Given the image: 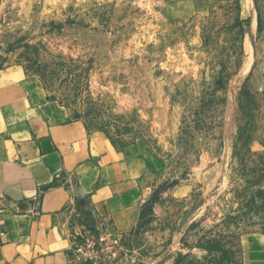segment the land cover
Masks as SVG:
<instances>
[{"label":"rangeland","instance_id":"rangeland-1","mask_svg":"<svg viewBox=\"0 0 264 264\" xmlns=\"http://www.w3.org/2000/svg\"><path fill=\"white\" fill-rule=\"evenodd\" d=\"M148 161L127 264H264V0H0V72Z\"/></svg>","mask_w":264,"mask_h":264},{"label":"crops","instance_id":"crops-1","mask_svg":"<svg viewBox=\"0 0 264 264\" xmlns=\"http://www.w3.org/2000/svg\"><path fill=\"white\" fill-rule=\"evenodd\" d=\"M129 152L71 119L22 69L0 72V264H78L70 247L105 218L128 234L148 169Z\"/></svg>","mask_w":264,"mask_h":264},{"label":"built area","instance_id":"built-area-1","mask_svg":"<svg viewBox=\"0 0 264 264\" xmlns=\"http://www.w3.org/2000/svg\"><path fill=\"white\" fill-rule=\"evenodd\" d=\"M78 264H127L126 233L110 218L76 239L69 249Z\"/></svg>","mask_w":264,"mask_h":264}]
</instances>
